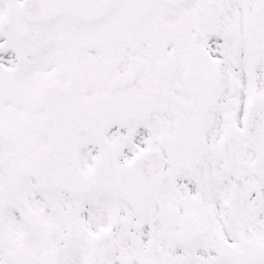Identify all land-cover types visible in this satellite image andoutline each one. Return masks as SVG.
<instances>
[{
	"label": "snow or ice",
	"instance_id": "snow-or-ice-1",
	"mask_svg": "<svg viewBox=\"0 0 264 264\" xmlns=\"http://www.w3.org/2000/svg\"><path fill=\"white\" fill-rule=\"evenodd\" d=\"M0 264H264V0H0Z\"/></svg>",
	"mask_w": 264,
	"mask_h": 264
}]
</instances>
